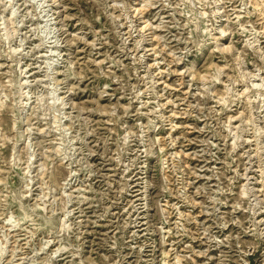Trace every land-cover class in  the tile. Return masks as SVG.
<instances>
[{"label": "rangeland", "instance_id": "1", "mask_svg": "<svg viewBox=\"0 0 264 264\" xmlns=\"http://www.w3.org/2000/svg\"><path fill=\"white\" fill-rule=\"evenodd\" d=\"M0 264H264V0H0Z\"/></svg>", "mask_w": 264, "mask_h": 264}, {"label": "bare ground", "instance_id": "2", "mask_svg": "<svg viewBox=\"0 0 264 264\" xmlns=\"http://www.w3.org/2000/svg\"><path fill=\"white\" fill-rule=\"evenodd\" d=\"M222 30H223V29H222ZM222 30H221V31H222ZM253 84L255 85L256 83H253ZM258 84H259V83H258ZM257 132H258V131H257Z\"/></svg>", "mask_w": 264, "mask_h": 264}]
</instances>
